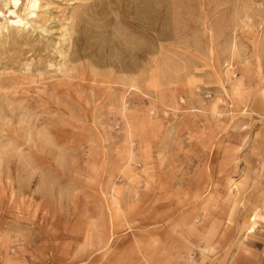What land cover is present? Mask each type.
I'll return each mask as SVG.
<instances>
[{
    "label": "rangeland",
    "instance_id": "rangeland-1",
    "mask_svg": "<svg viewBox=\"0 0 264 264\" xmlns=\"http://www.w3.org/2000/svg\"><path fill=\"white\" fill-rule=\"evenodd\" d=\"M262 115L264 0H0V264H264Z\"/></svg>",
    "mask_w": 264,
    "mask_h": 264
},
{
    "label": "crops",
    "instance_id": "crops-1",
    "mask_svg": "<svg viewBox=\"0 0 264 264\" xmlns=\"http://www.w3.org/2000/svg\"><path fill=\"white\" fill-rule=\"evenodd\" d=\"M264 116V115H262ZM261 122L264 124V119H261ZM261 123V124H262ZM253 135V134H252ZM258 135H255V137L257 138ZM248 146V144H246V147ZM255 146L250 145V148L247 149L246 151H241V161L244 162L243 165V170L242 173L245 174L244 177L241 178V180L238 181L237 183V192H235L234 197L237 199V197L240 196L241 200H240V204L243 203V205L247 206H252V207H256V209H259L258 207H260V210L263 209L264 210V140L261 143L255 142ZM243 152V153H242ZM119 214V213H116ZM253 215V212L252 214ZM111 216V215H110ZM120 215H118L119 218ZM256 217L259 218H263L264 217V211H260L259 213H257V215H255ZM130 218L131 215H129V219H124V220H120V223L124 226V223L127 224L128 226L130 225ZM111 223H112V228L109 230H107V232L102 231L100 233H96V235H90L88 234L87 238H93V237H97V241L95 242V246H97V248L99 249H103L106 248L108 243L112 240L114 241L115 238L117 237H121V238H126L128 245H134L137 242L135 241V236H136V231L135 229L132 228H128L126 229H119L118 228V223L117 221H115L116 223L114 224V219L113 217H111L110 219ZM109 223V220H108ZM121 230V231H120ZM226 233V232H225ZM149 233L148 231L144 230V237L148 236ZM226 236L230 237L229 239V243L231 241V237L232 235H230L229 233L227 235H225L223 238L224 242V250H226V243L228 241H226ZM100 239V241H99ZM91 242V241H90ZM119 244V243H117ZM139 244V243H137ZM144 244H146L147 246H145L146 250H141L139 245L137 246H133L132 249H127L124 250L123 249V245L120 247L118 246L116 248V243H113L112 247L116 248L113 249V253L114 254H119V253H124V252H128L131 254H142V253H151V250L153 248V245H151L150 242H145ZM217 245H219V243H217L216 241L212 242L211 245H207V247H205V253H217L219 252L217 249ZM89 246V245H87ZM150 248V249H149ZM150 250V251H149ZM99 252H102L99 251ZM98 254V253H97ZM146 264H157L155 262H153V260L148 259L146 257ZM8 264V263H6ZM11 264V263H10ZM12 264H18V263H13ZM103 264H106L105 262ZM112 264H120L119 262H114ZM132 264V263H129Z\"/></svg>",
    "mask_w": 264,
    "mask_h": 264
},
{
    "label": "bare ground",
    "instance_id": "bare-ground-1",
    "mask_svg": "<svg viewBox=\"0 0 264 264\" xmlns=\"http://www.w3.org/2000/svg\"><path fill=\"white\" fill-rule=\"evenodd\" d=\"M15 2H17V0H15ZM13 21H14V20H13ZM16 21H17V20H16ZM16 21H15V22H16Z\"/></svg>",
    "mask_w": 264,
    "mask_h": 264
}]
</instances>
